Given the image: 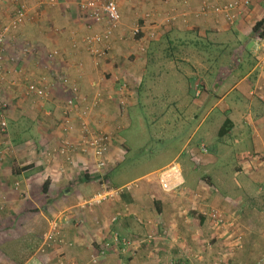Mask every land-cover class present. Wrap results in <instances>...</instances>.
<instances>
[{
	"label": "crops",
	"instance_id": "0c3cea01",
	"mask_svg": "<svg viewBox=\"0 0 264 264\" xmlns=\"http://www.w3.org/2000/svg\"><path fill=\"white\" fill-rule=\"evenodd\" d=\"M79 1L40 5L30 0L26 20L0 45V96L7 122L6 134L0 131V264H264V37L252 30L264 18V0L243 5L233 24L223 18L216 22L210 13L194 16L203 1L216 0H116L121 25L98 69L84 50L82 39L91 31L80 16ZM15 6L13 0H0V27ZM171 8L187 11L186 21L178 17L162 24L156 39L145 34L132 37V26L143 21L146 12L163 14ZM100 29L94 26L92 31ZM229 31L236 40L242 36L244 40H238L248 59L242 64L238 55L232 70L216 73L207 60L219 57L212 47L230 43ZM53 49L59 54L50 58ZM123 58L132 65H120ZM167 73L180 75L185 89L192 86L197 97L181 104L189 109L181 118L196 125L163 165L178 168L181 184L164 192L157 178L147 177L98 205L79 206L101 182L120 186L145 175L114 183L111 173L126 149L120 138L125 110L136 106L142 89L152 95L163 91L158 74ZM101 74L105 81L94 85ZM62 75L77 84L79 95L89 103L96 92L103 94L87 116L93 127L110 135L103 169L95 166L91 154L76 151L70 164L55 151L66 136L62 112L70 89L54 77ZM41 76L51 87L47 100L25 92L24 83ZM12 80L19 82L11 84ZM122 81L130 94L121 113L116 92ZM112 91L110 100L106 95ZM212 97L214 105L228 99L220 129L205 131L192 141L207 122V114L195 110ZM84 106L79 101L70 112L72 141L78 140ZM181 151L186 153L179 160ZM183 168L195 174L185 178ZM211 208L222 212L223 224L216 226L203 214ZM54 219L63 242L53 240L41 249ZM112 233L130 239L132 245L112 243ZM106 242L110 246L100 254Z\"/></svg>",
	"mask_w": 264,
	"mask_h": 264
},
{
	"label": "built area",
	"instance_id": "2783aa9c",
	"mask_svg": "<svg viewBox=\"0 0 264 264\" xmlns=\"http://www.w3.org/2000/svg\"><path fill=\"white\" fill-rule=\"evenodd\" d=\"M16 3L15 9L10 17L9 21L0 27V45L4 43L9 36L14 37V33L18 27L26 20L29 11L30 0H13ZM166 2L167 0H160ZM184 3L187 0H180ZM40 5H54L57 0H36ZM250 0H226L219 2L208 3L203 1L199 8L194 12V16L206 15L208 13L214 15L216 22L223 18L228 23L233 24L241 13L243 5L249 4ZM78 9L81 18L85 19L86 28L91 31L83 37L82 42L84 50L88 54L89 59L95 69H98L101 63L109 56L112 50V39L114 32L121 25V15L118 9L116 0H106L101 2L99 0H80L78 3ZM187 11L179 12L176 8H171L166 13H160L158 11L146 12L143 16L144 20L135 23L131 28L132 37L145 34L147 39H154L157 36V31L160 26L165 23H172L178 17H182L186 21ZM94 26H101L99 31H92ZM77 43L74 40L72 46H76ZM27 49H24L26 52ZM59 54L57 49H53L48 53V57L54 58ZM264 64V59L261 61ZM63 85H68L69 95L65 98V106L63 107V132L66 133L62 138L60 146L55 150L58 155L66 156V159L70 164L74 163L73 154L76 151H80L84 154H91L94 159L95 166L98 169H103L106 165V153L109 148L110 135L108 132L97 129L91 125L89 121L88 113L92 108L98 107L103 100V94L96 92L92 101L89 103L87 99L79 95L78 86L76 83H71L67 76H54ZM97 81L93 83L96 86L101 85L102 81H105L103 74L98 76ZM19 81L12 80L11 84H17ZM25 84V92L27 95H35L41 100H47L51 96L49 85L46 81V76H41L35 81L30 80ZM52 86V84H50ZM263 86H259L258 89H262ZM129 90L127 83L119 82L116 96L118 99V109L122 113L127 104ZM108 99L114 98L113 91L106 95ZM83 102L85 106L81 109V120L79 125V135L77 141H72L68 138V133L73 129V125L70 119V112L75 108L77 102ZM5 105L0 96V131L3 135L6 134L7 122L5 119ZM157 180L162 191H171L176 189L181 184V176L178 168L172 164L168 168H163L159 171ZM138 182V181H137ZM136 181L126 183L120 186H110L108 183L101 182L100 189L93 195L83 200L79 206L92 207L102 203V201L118 196L124 191H128L131 188L138 185ZM18 186V182L15 183ZM209 216L213 224L218 226L223 224V214L220 210L211 208L207 209L203 213ZM50 229L43 235L42 248L49 245L53 240L63 242L62 235L57 230L56 220L54 219L50 224ZM152 235L146 236V241L150 242ZM112 243H121L122 247L127 248L132 245V241L128 238L122 237L116 233L111 235ZM110 243L106 242L100 247V254H104L106 249L109 248ZM40 249V250H41Z\"/></svg>",
	"mask_w": 264,
	"mask_h": 264
},
{
	"label": "rangeland",
	"instance_id": "374dc122",
	"mask_svg": "<svg viewBox=\"0 0 264 264\" xmlns=\"http://www.w3.org/2000/svg\"><path fill=\"white\" fill-rule=\"evenodd\" d=\"M159 32L160 29L157 31V36ZM229 34L232 36L233 33L229 31ZM238 39L242 40V36H238ZM238 39L236 40L232 36L228 45L212 47L213 50L219 53V57L208 59L207 62L210 63L216 73L232 70L236 61L235 58L238 55L243 59L241 63L245 64L248 55L245 48L240 45ZM162 45L160 46L161 48L167 47L164 44ZM129 50L131 51L133 48ZM124 61H126L127 65H132V60L128 58H123L119 64L122 65ZM133 70L131 68L130 72H133ZM178 76L180 75L175 76L171 73H167L166 76L165 74H158V79L162 78V82H164L163 91H155V95H152L146 88L142 89L139 93V102L135 104L136 106L131 110H125V114H127L126 119L123 121L125 129L121 132L120 138L123 143V146L121 145L122 149H126L122 155L119 167L111 173L115 176L113 177L114 183L123 182L141 174L145 175L139 178L137 183L146 180L147 177L157 178L160 170L172 165L170 163L163 166L176 154L191 134L196 122L194 120L186 122L181 118V114L184 115L189 110L182 108L181 104L185 100H192L197 97L195 96L194 88L187 86L188 89H185V85L187 84L181 80V76L180 78ZM208 102L199 111L195 110L197 114H207V122L199 129L192 141H196L199 135L205 131L208 132L215 128L216 133L220 129L219 121L225 117L222 109L223 105L228 103V99L225 100V103L223 102L219 105H214L215 99L213 97ZM185 153V151H181L179 160L185 156ZM181 174L185 178H189L195 172L191 168H183L181 169Z\"/></svg>",
	"mask_w": 264,
	"mask_h": 264
},
{
	"label": "trees",
	"instance_id": "16d2710c",
	"mask_svg": "<svg viewBox=\"0 0 264 264\" xmlns=\"http://www.w3.org/2000/svg\"><path fill=\"white\" fill-rule=\"evenodd\" d=\"M252 30L255 34H258L259 37H264V18L256 21Z\"/></svg>",
	"mask_w": 264,
	"mask_h": 264
},
{
	"label": "water",
	"instance_id": "95a60500",
	"mask_svg": "<svg viewBox=\"0 0 264 264\" xmlns=\"http://www.w3.org/2000/svg\"><path fill=\"white\" fill-rule=\"evenodd\" d=\"M251 44H252V43H250V45H251ZM250 45H249V46H250Z\"/></svg>",
	"mask_w": 264,
	"mask_h": 264
}]
</instances>
